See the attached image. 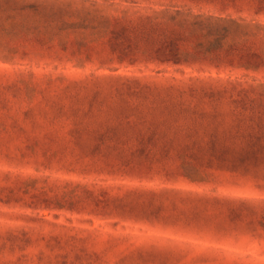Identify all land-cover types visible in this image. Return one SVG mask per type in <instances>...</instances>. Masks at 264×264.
I'll use <instances>...</instances> for the list:
<instances>
[{
  "label": "rangeland",
  "instance_id": "374dc122",
  "mask_svg": "<svg viewBox=\"0 0 264 264\" xmlns=\"http://www.w3.org/2000/svg\"><path fill=\"white\" fill-rule=\"evenodd\" d=\"M221 7L264 24V0H0V264H264V37L234 27L220 69L144 60L205 51L192 16ZM192 130L234 149L209 193L146 169Z\"/></svg>",
  "mask_w": 264,
  "mask_h": 264
},
{
  "label": "crops",
  "instance_id": "0c3cea01",
  "mask_svg": "<svg viewBox=\"0 0 264 264\" xmlns=\"http://www.w3.org/2000/svg\"><path fill=\"white\" fill-rule=\"evenodd\" d=\"M170 135V141L154 144L155 147L153 145V149L158 150L160 154L148 160L151 166L146 169L177 172L182 175L181 178H187L197 183H179L166 180L161 181V184L214 191L211 183L202 184L201 180L224 179L223 173L234 171V149L216 147V144L210 141L222 138L220 134L211 131L192 130L173 132ZM227 193L246 195L234 192Z\"/></svg>",
  "mask_w": 264,
  "mask_h": 264
},
{
  "label": "trees",
  "instance_id": "16d2710c",
  "mask_svg": "<svg viewBox=\"0 0 264 264\" xmlns=\"http://www.w3.org/2000/svg\"><path fill=\"white\" fill-rule=\"evenodd\" d=\"M234 9H228L225 7H221L216 11V14L211 13H195L192 17L194 19V24L202 26V30L205 31V34L211 35L215 37V41L212 45L207 47L205 51L198 50V52L193 54H180L177 52H173L170 55L160 54L156 50L155 54H152V58H148L145 56L144 60L155 62L158 65H179L184 68H190L195 66H214L217 69L233 66L241 63V60H244L243 52L233 46L224 47V40L227 36H229L232 32H234V27L237 31L241 30V33L251 36L253 40H260L264 37V24L260 22L255 23H242L237 19H234L232 14L227 15L228 13H233ZM181 14V11L174 10L171 19L174 20L178 15ZM190 14V13H187ZM252 14H264L263 7H256L255 10L252 11ZM137 19H145L147 21H152L153 15L151 13L145 14L143 16L132 15L128 17L129 21L137 20ZM251 26L255 28L256 31L250 32L246 31V28ZM241 28V29H240ZM240 29V30H239ZM236 54L234 55V52ZM207 53V54H205ZM252 56H256L257 52L253 51V53H247ZM135 54H132V58L128 57V60L134 62L136 60L133 57ZM249 55V56H250ZM128 56V55H127ZM247 64L254 65L250 60L246 61ZM255 67L257 65H254ZM144 133H153V132H144ZM142 134V133H141ZM168 187V186H166ZM174 188V187H168ZM181 190H185L187 192L195 193V192H204L209 193L203 190H194L188 188H180Z\"/></svg>",
  "mask_w": 264,
  "mask_h": 264
}]
</instances>
